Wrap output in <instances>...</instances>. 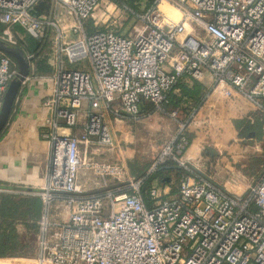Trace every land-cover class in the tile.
<instances>
[{
    "label": "built area",
    "instance_id": "built-area-1",
    "mask_svg": "<svg viewBox=\"0 0 264 264\" xmlns=\"http://www.w3.org/2000/svg\"><path fill=\"white\" fill-rule=\"evenodd\" d=\"M49 2L55 16L47 12ZM163 3L178 10L180 19L168 15ZM112 6L117 7V0H0V23L5 25L0 38L18 45L14 27L19 25L39 42L49 41L47 59L53 68L49 77L28 75L23 82L41 78L52 83L42 105L52 110L42 131L51 147L48 181L39 192L43 214L36 254L0 259L264 264V164L251 178L241 167L229 168L217 154H206L196 165L190 153L193 124L207 114L213 93L248 106L247 122L240 127L250 125L253 157L264 153V0H151L130 35L104 27ZM99 7L100 15H106L102 24L95 17ZM27 56L33 60L35 54ZM17 75V63L0 51V111ZM207 76L212 87L202 106L185 117L180 108L169 109L168 93L181 78L206 82ZM144 101L177 124L146 173L136 178L124 161L88 157V148L114 144L106 110L119 119H138ZM87 103L83 132H66L78 125ZM163 166L182 170L179 192L170 196L153 185L146 202L143 185ZM84 171L103 180L100 191L89 190Z\"/></svg>",
    "mask_w": 264,
    "mask_h": 264
},
{
    "label": "crops",
    "instance_id": "crops-1",
    "mask_svg": "<svg viewBox=\"0 0 264 264\" xmlns=\"http://www.w3.org/2000/svg\"><path fill=\"white\" fill-rule=\"evenodd\" d=\"M41 10L43 9L41 8ZM47 12L49 15L55 16L56 14V12L52 11V9ZM43 44L45 45L44 47L46 49L47 42ZM47 64L51 68L49 72L36 74L34 66H31L29 75L45 77L51 76L53 68L51 64L48 63V59ZM38 84V86L36 84H32V86H29L27 96L23 97V107L20 109L21 113H19L22 116L19 117L18 123H16V125L13 124L10 129H6L7 131L5 130L2 139H0V196L3 194H14L17 197H41L39 192L42 191L47 184L48 162L51 144L49 140L44 139L41 135V132L47 128L44 127L46 124L45 119L43 122L40 121L39 123H35L34 118H39L40 116L45 117V115L47 117L52 113V110L50 108H45L42 106V100L44 96L42 97V85L40 83ZM199 85L203 86L204 93L200 101H197L195 99L196 97L194 98V96H191L189 93L190 90H194ZM211 87L212 80L209 76L206 77V82L185 79L184 82H182L181 85H179L173 92L174 102H179V105L170 107L169 109L172 110L174 108H180L181 116H188L189 114L197 110L200 106H202L206 97V93L208 90H211ZM228 100L229 99H227L220 93L211 94L206 104L207 114H205L204 116H198L193 124V141L190 153L192 161L196 165H200L206 154H218L223 150H226L228 146H226L225 144L227 139L230 140L232 137L236 136H232V128H236V134L239 135V129H241L240 123L247 122L245 120V116L247 114L246 112H248L247 109L249 110L248 106L238 105ZM141 106L143 112L141 114V117L138 119L131 118L130 116H125L119 119L116 118L115 114H113L109 110H106V122L109 126V130L113 137L114 143L120 145L121 142L126 143L129 141L138 140L141 137L140 133H142L140 131V128L145 127V125H147V130L150 132L147 133V135L149 134L148 137L151 140L154 137L151 136L154 134L152 133L153 130H158L162 136H170L174 132V130L177 129L176 121L167 113L157 110L154 104H152L151 102L144 101ZM85 108V110L83 109V111L81 112L78 125L72 128V130H67L66 132H73L74 134H80L83 132L84 122L86 118L85 112L88 109V103L86 104ZM166 118L171 119L167 120ZM170 120L172 121L170 122ZM23 135H25V137ZM19 145H21V147H26L28 151V154L26 156L22 153H18L19 151L21 152L22 150H24V148H20L18 151L13 150L18 149ZM148 146L150 147V145ZM95 147L96 145L91 148L94 149ZM12 150V153H14L13 155L17 156V158L12 159L9 166L7 165V159L9 157V153ZM148 150L149 149H147V151ZM3 154H7V156H5L7 161L1 159V157L4 156ZM23 158L28 162L23 163ZM150 161L151 160L147 159V161L145 162H137L136 160L130 158L127 163L128 167L131 168L133 177L138 178L140 176H143L150 166ZM163 169L164 170L160 174L161 176H164L163 180L161 176L156 177L150 182V186L159 185L161 189L167 193V195L175 196L179 192V186L172 185L173 183L169 182L170 178H172L170 177V175L172 173H176L178 177H181L182 170L179 167L175 166H165L163 167ZM20 178L24 179L28 185H17L15 181L19 180ZM82 178L84 179V181L88 182V188L91 192L101 190L100 187H102L103 185V180L100 177L94 176V174L90 171H84ZM143 195L147 202V187L145 188ZM57 205H60V208L63 207V203L61 202H58ZM42 214L43 207L41 208L38 220L41 219ZM67 215L68 214L66 212L62 213L63 218H66ZM54 217L58 216H55L54 214ZM15 226L17 227L20 234V241L24 244H29L26 237L27 234L33 231H30L27 228L26 221L22 218L16 219ZM37 233H39V231ZM29 248L31 250V247H29L28 245L24 251L26 252V250H29ZM36 250L34 255L36 254ZM27 255L28 254H15L7 255L5 257H21ZM2 259H6V261L2 262L1 264L8 263L7 260L9 258Z\"/></svg>",
    "mask_w": 264,
    "mask_h": 264
},
{
    "label": "rangeland",
    "instance_id": "rangeland-1",
    "mask_svg": "<svg viewBox=\"0 0 264 264\" xmlns=\"http://www.w3.org/2000/svg\"><path fill=\"white\" fill-rule=\"evenodd\" d=\"M105 5V3H104ZM151 5V0H117V7L112 6L110 8V11H112L111 17L108 20L107 23L104 24V27H108L114 30H117L121 33H123L124 35H130L132 33H134L135 28L137 26H139L140 21L138 19V14H141L142 12H144L145 10H147V8ZM162 5H164L167 8L168 11V15H170L171 17L175 18L176 20H179L181 17V14L178 10H176L175 8H173L172 6H170L167 3H163ZM52 7V3L49 2V6L47 7V10H50ZM56 11L60 12V6H58V4H56ZM102 9L101 7L98 8V10L95 13V17L99 20H101V24H102V20H104L106 18V15H100L102 13ZM50 43L49 41L47 42V47L44 51L45 56H48L49 53V49H50ZM78 65H82V63H78L75 64V66ZM39 80H33L31 81H27L25 84H23V88L20 91V94L18 96L17 99V106L16 109L14 111V114L12 116V119L10 120V124L7 127V130L11 128V126L14 124L16 125V123H18L19 117H21L22 115L19 114L21 113L20 109L23 107V97L27 96V93L29 91V86L32 84H36L39 85L38 83H40L42 85V97L44 96L42 102L44 103L46 101V99L48 98L50 92H51V81L48 79H41L38 78ZM33 90V89H30ZM25 92V93H23ZM26 102V101H25ZM24 102V104H25ZM18 116V117H17ZM40 116L39 118H34V122L35 123H39L40 121H44L45 117ZM167 120L171 119V118H166ZM172 120H170L171 122ZM30 125V124H29ZM247 129H250V125L248 124V127L239 129L240 134L237 135L236 133V128H232L233 132H232V136L236 135L234 137H232L230 140L227 139L226 141V150H223L222 152L218 153L217 156L221 157V161L223 162V160H225L226 163H228V167L231 168V166H233L231 169L236 168H243L246 170V173L251 177L254 178V175L261 169V167L264 164V153L262 156L259 157H253V153H254V149H253V145L252 142L253 140L250 139V135L247 134L249 132H247ZM6 130V131H7ZM235 130V131H234ZM140 131L142 133L141 137L138 140H134V141H129V142H124V143H120V145H117L116 143H114L113 145H105V146H101V147H95L94 149H92L91 147L88 148V157H92L94 160H103V161H107V162H123L127 165V169H128V173H130L131 176V168L128 167V163L127 161L132 158L134 160H136L137 162H145L147 161V159L151 160L150 163L152 162V160L158 155L160 149L162 148V145L164 143V141L167 140L168 135H164L162 136L160 134V132L154 131L152 133H154L153 135H151L153 138L152 140L148 137L149 134L147 135V133H150L147 130V125H145V127L140 128ZM148 131V132H147ZM238 131V130H237ZM175 132V130H174ZM5 133V132H4ZM4 133L2 134V136L4 135ZM244 133V134H243ZM42 135V132H41ZM2 136L0 137V139H2ZM25 137V135H23ZM143 136V137H142ZM43 137V136H42ZM44 138V137H43ZM241 139L242 143L239 142V140L234 141L233 139ZM262 140V138H260ZM259 139V141H260ZM257 142V141H255ZM229 143V144H228ZM150 145V147L148 146ZM138 147V148H136ZM149 147V148H147ZM23 149L21 152L19 151V154H24L25 156L28 154V151L26 149V147H21V145H19L18 149H13L15 151H18L19 149ZM83 149H85V146L83 147ZM147 149H149L148 151L151 152L149 153L147 151ZM13 150L9 153V157H8V164L10 166V163L12 161V159L17 158V156L13 155L14 153ZM14 151V152H15ZM148 152V153H147ZM231 152V154H230ZM17 153V154H18ZM5 156H7V154H3ZM13 155V156H12ZM231 155V156H230ZM19 156V155H18ZM1 157L2 160H6V157L3 158ZM232 157V158H230ZM22 158V157H21ZM20 159V158H19ZM6 160V161H7ZM30 160V159H29ZM23 163H27L28 161L26 159H22ZM31 163V162H30ZM22 164V162H21ZM233 164V165H232ZM22 174V173H20ZM23 176V175H20ZM170 183H173L172 185H180V177H178V175L176 173H172L170 175ZM247 178V182H250L252 179L251 178ZM221 178V177H220ZM224 178V177H222ZM221 178V179H222ZM21 179V181H20ZM19 180L15 181L17 183V185H25L27 184L26 181L22 178H20ZM28 185V184H27ZM56 219H61L60 216L55 217ZM37 233L35 232H30L29 234H27L26 239L29 242V245L31 247V250L29 249V254L27 256H21L24 258H32L34 257V250L32 249L33 246L36 245V241H37ZM7 264H34L33 262H29L26 260H15V261H8Z\"/></svg>",
    "mask_w": 264,
    "mask_h": 264
},
{
    "label": "trees",
    "instance_id": "trees-1",
    "mask_svg": "<svg viewBox=\"0 0 264 264\" xmlns=\"http://www.w3.org/2000/svg\"><path fill=\"white\" fill-rule=\"evenodd\" d=\"M4 29L5 25L0 23V34L3 33ZM14 33L19 40L17 46L23 48L26 54H35L32 60V66H34L36 74L49 72L51 68L47 64V57L44 53L45 45L42 42H39L37 39L29 36L24 28L19 25H16L14 27ZM9 56L13 59L14 62H16L13 56ZM185 79H187V77L181 78L175 88L168 93L169 108L179 105V102H174L173 92L179 85H181L182 82H184ZM203 93V86L199 85L194 90H190L189 94L191 96H194V98L196 97L195 99L197 101H200ZM16 106L17 101L15 102V105L13 107L12 116L14 114ZM7 127L0 134V137L5 132ZM163 167H160L155 173H153L146 179L142 190L144 193V190L147 187V198L149 195V188L151 187L150 182L156 177L161 176L160 174L164 170ZM161 178L163 180L164 176H161ZM0 199V256L29 254V250H26V252L24 251L29 244H24L20 241V234L17 227L15 226V221L19 218L24 219L26 221L27 228L30 231L37 233L39 231L40 219L38 220V218L41 208L43 207V199L36 196L17 197L14 194H3L0 196ZM36 248V245L32 248L34 250V253Z\"/></svg>",
    "mask_w": 264,
    "mask_h": 264
},
{
    "label": "water",
    "instance_id": "water-1",
    "mask_svg": "<svg viewBox=\"0 0 264 264\" xmlns=\"http://www.w3.org/2000/svg\"><path fill=\"white\" fill-rule=\"evenodd\" d=\"M0 51H3L16 60L18 67V75L10 82L8 89L6 90L3 105L0 111V134L8 126L11 117L13 107L18 99L20 91L22 89L25 78L29 75L31 69V58H29L26 52L17 45H11L0 38Z\"/></svg>",
    "mask_w": 264,
    "mask_h": 264
},
{
    "label": "bare ground",
    "instance_id": "bare-ground-1",
    "mask_svg": "<svg viewBox=\"0 0 264 264\" xmlns=\"http://www.w3.org/2000/svg\"><path fill=\"white\" fill-rule=\"evenodd\" d=\"M105 3V5L106 6H109V4H107L106 2H104ZM162 9L166 12V13H168V11H167V8L164 6V5H162ZM169 14V13H168ZM15 261V260H17V259H8L7 261ZM23 260H25V259H23ZM6 261V259H0V264L2 263V262H5ZM20 261V260H19ZM27 261V260H26Z\"/></svg>",
    "mask_w": 264,
    "mask_h": 264
}]
</instances>
